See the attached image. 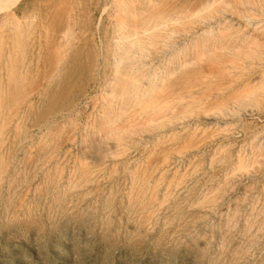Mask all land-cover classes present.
I'll list each match as a JSON object with an SVG mask.
<instances>
[{
  "label": "rangeland",
  "instance_id": "obj_1",
  "mask_svg": "<svg viewBox=\"0 0 264 264\" xmlns=\"http://www.w3.org/2000/svg\"><path fill=\"white\" fill-rule=\"evenodd\" d=\"M0 264H264V0L0 12Z\"/></svg>",
  "mask_w": 264,
  "mask_h": 264
},
{
  "label": "bare ground",
  "instance_id": "obj_2",
  "mask_svg": "<svg viewBox=\"0 0 264 264\" xmlns=\"http://www.w3.org/2000/svg\"><path fill=\"white\" fill-rule=\"evenodd\" d=\"M18 0H0V12L8 11ZM146 28V27H145ZM231 28V27H230ZM255 28V27H254ZM155 29V28H154ZM143 31V30H142ZM153 32V31H152ZM208 33V32H207ZM126 34V33H125ZM143 36V35H142ZM155 38V37H154ZM170 38V37H169ZM207 40V39H206ZM168 47V46H167ZM134 48V47H133ZM169 49V48H168ZM181 49V48H180ZM169 53V52H168ZM262 57V56H261ZM255 63V62H254ZM256 64V63H255ZM130 72V71H129ZM136 74V73H135ZM155 80V79H154ZM141 83V82H140ZM137 85V84H136ZM246 88V87H245ZM242 89V88H241ZM157 90V89H156ZM144 95V94H143ZM109 104V103H108ZM112 104V103H111ZM108 116V115H107Z\"/></svg>",
  "mask_w": 264,
  "mask_h": 264
}]
</instances>
